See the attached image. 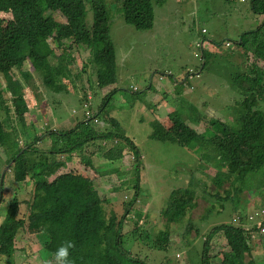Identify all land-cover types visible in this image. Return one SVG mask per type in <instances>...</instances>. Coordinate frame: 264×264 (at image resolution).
<instances>
[{
    "label": "trees",
    "instance_id": "16d2710c",
    "mask_svg": "<svg viewBox=\"0 0 264 264\" xmlns=\"http://www.w3.org/2000/svg\"><path fill=\"white\" fill-rule=\"evenodd\" d=\"M118 1L121 2L120 8L125 20L139 30H147L155 25V5H162L166 0ZM251 3L256 13L264 14V0H252ZM3 12L12 13L20 29L24 55L29 56L36 68L42 72L44 84L47 83L57 92L55 94H59L60 103L62 94L67 92V86L61 80L74 74L69 68L74 57L69 53L65 60H59L56 65L51 64L48 59L53 50L49 43L50 38L62 47L66 45L67 39L72 40V43H85L91 47L93 52L89 65L97 77L96 85L99 89H109L117 82L116 51L110 36L111 14L107 0H0V13ZM89 12L93 13L92 23L87 20ZM57 13L64 16L67 22L57 20ZM241 40V46L249 47L251 43V48L255 49L251 51L252 55L264 61V22L256 30L246 31ZM66 46L71 48L72 44ZM209 56L210 52H206L205 58ZM22 57L15 59L0 50V74L6 78L5 88L0 86V111L5 113L4 121L0 114V145L6 150L5 163H9L23 148L27 151L46 152L48 155L46 161H40V155L36 160L25 154L17 159L14 177L18 183L26 181L29 185L28 190L17 189V192H32L33 200L27 203L26 210L21 208L22 203L13 202L12 198L8 202V212L0 223V253L9 258L16 251L14 245H11L13 236L21 225L29 232L44 233L49 239L45 246L51 253L63 242L74 241L75 248L71 250L70 257L74 264H157L153 257L147 262L148 260H140L130 255L129 249L137 251L133 246L143 248L137 244L140 236L151 242L155 247L154 252L159 255L162 252L170 263L167 252L173 245L171 236L175 231L171 227L179 225L173 222H181L185 234L190 232L195 224L189 219L187 209L195 206L197 197L208 202L209 212L216 207L215 204L210 205L209 199L221 198V188L225 183L234 191L237 187V176L259 173L260 177H264V79L260 77L261 70L256 62L251 63V71L241 70L235 74V84L244 98L234 100V121H223L218 114L198 110L199 104L206 110H210L209 106L221 108L228 104L222 92L202 94V89L207 84L211 85L207 83L203 88L195 86L199 91L197 93H185L182 86H176L180 92L176 90L175 95L183 98V103L178 106H175L174 98L163 104L169 93H165V99L163 96L158 103L152 102L148 98L149 91L144 99H138V103H141L139 107H135L137 102L134 101L129 105H117L114 96L121 88H111L99 106L100 111L95 114L100 122H95L93 117H84L75 125L69 124L66 128H39L37 131L33 124L27 122L28 105L24 98V88L25 84L31 82L32 74L29 69L21 70V60L24 59ZM15 68L21 77H27L26 83L21 82L15 72L12 74ZM220 96L221 101L218 100ZM192 99L197 102L191 103ZM9 100L14 105L15 112H11L12 108L7 102ZM143 104L146 106L145 111L140 108ZM158 105L160 107L156 108ZM169 106H172L171 110L168 109ZM186 107L192 112L183 116L181 113H185ZM150 109L158 117L165 115L170 119V125L166 127L157 119L146 123V114H151ZM186 117H192L193 126L189 125ZM132 119H136L134 133L129 132L131 125L134 126ZM18 125L32 127L37 132L36 136L33 133L18 134L15 131ZM141 126L148 132L143 139L145 146L154 141L172 150L175 148L178 154L187 149L208 162L211 167L202 170L201 164L198 163L193 168V163L190 164L186 177L188 186L173 189L167 205L162 210H156L168 221L169 226L166 222L156 231L137 235L129 232V222L125 220V214L121 218L115 212L108 215L109 205L114 207L117 203L114 200L109 201L111 190L102 192L97 187L96 180L93 182L83 172L63 170L64 174H58V171L65 168L69 160L79 158L82 165L106 176L98 179V182H108L113 175V169L109 166L104 171L107 164L121 161V169L131 174L136 183H141V173H147L150 168H158L153 164V157H145L144 149H140L136 134ZM13 133L19 139L13 137V142L9 144L7 140ZM44 136L51 139V144L40 149L36 143ZM22 137L25 138V146L20 145L19 140ZM93 146L102 150L101 158L97 156L99 151ZM147 148L149 147L145 149ZM127 154L128 160H124ZM62 155L66 156V160L60 158ZM26 158L32 162L29 170L24 166ZM100 159L106 160V164L101 163ZM175 171L180 170L177 168ZM162 174L166 175L164 172ZM115 187L117 184L112 185L113 189ZM1 190H6V187L1 185ZM258 193L264 198V182L252 198L256 200ZM135 201L136 197L125 205L126 213L133 214L136 211V208H132ZM260 204L256 203L257 208L264 211V201L262 206ZM262 213L261 211L253 219L256 220ZM260 224L254 228L248 214L240 216L238 212L230 222L214 226L204 239L199 264H210L208 252L212 247L211 239L219 232L226 238V244L221 250V264H264V256H256L251 237L253 232L259 233L262 230L259 234L264 236V217L260 219ZM137 225L135 222V226ZM128 234L131 238L126 239V247L123 240ZM260 241L264 243L262 239ZM177 253L181 258L182 254L178 251ZM47 257L49 256L45 254L44 258ZM10 260L9 263L12 264L13 258ZM187 262L195 264L193 259ZM179 264L186 262L179 261Z\"/></svg>",
    "mask_w": 264,
    "mask_h": 264
},
{
    "label": "rangeland",
    "instance_id": "374dc122",
    "mask_svg": "<svg viewBox=\"0 0 264 264\" xmlns=\"http://www.w3.org/2000/svg\"><path fill=\"white\" fill-rule=\"evenodd\" d=\"M251 1L166 0L162 5H155L154 27L152 29L139 30L125 20L120 8V1L107 0L111 14L110 36L116 50L117 82L112 84L109 89H99L96 85L97 77L88 63V58L91 56L90 48L85 44L74 45L70 48L66 46L69 41H66V45L60 47L50 38L49 43H51L50 45L56 53L55 55H50L51 62L55 63L59 60H65L66 55L71 51L70 54L74 56L75 60L72 61L70 69H72L74 76H71L73 79H62V82L67 84V92L62 94L61 103L59 102V94L53 92H49V95L42 99L41 94H39L40 88L48 89L43 87L42 80L35 79L37 84L40 85L39 88L25 84L24 97L27 95V89L32 87L29 96L33 103L30 104L32 106L35 105V107L31 108L27 104L26 116L28 124L31 121L35 123L37 131L42 124L50 125L49 129L66 128L69 124L75 125L78 120L85 117V112L89 110L88 107L91 104V111L97 112L99 110L100 104L104 101L106 94L111 88H121L114 96L117 105H122L123 103L129 105L134 101L137 102L135 107H139L141 103H138V99H144L146 93L150 91V97L148 98L152 99V102L156 101L158 103L163 96L165 99L164 93H169L163 104L174 98L175 106H178L183 103V98L175 95L177 94V92L175 93L176 90L178 93L180 92L179 88L176 87L178 84L177 80L179 82L188 80V78L190 79L185 83L183 81L180 83L185 93H197L199 91L195 89L194 85L203 88L205 84L210 83L211 85L207 84L202 89V94L209 95L214 92H222L223 98L228 102L227 105L221 108L209 106L210 110L202 108L199 104L198 110L200 112L203 109V111H209L210 114L220 115L223 121H234L236 115V110L232 107L235 104L234 100L244 98L242 91L235 84V74L241 70L248 69L251 71V63L256 62L261 70L260 77L262 76L264 79V61L252 55L251 51L255 49L254 47L251 48V43L249 47L240 45L242 42L241 38L246 31L256 30L264 22V14L256 13ZM56 19L65 20L60 13L56 14ZM87 20L89 23L92 21V12H89ZM203 28H206V33L202 32ZM202 38L209 42L205 43L206 48L210 47L211 49L210 56L205 58V61L202 59V50L196 45V42L201 41ZM211 41L212 44L210 45ZM0 50L5 51L15 59L23 56V68L27 66L30 70L31 60L29 56L24 55L25 51L22 49L20 29L16 25L12 13H0ZM194 71H196L197 77H188ZM16 75L19 76L18 78L23 83L28 80L25 75L22 77L19 73H16ZM88 85L91 90L85 95L84 91ZM150 85L151 87L149 88ZM0 86L2 88L6 86V81L1 76ZM134 87H137L138 90L134 91ZM156 87L159 90H156ZM7 95L10 96V93L7 92ZM90 95L92 96V103L88 99ZM182 96L186 97V95ZM218 100L221 101V96ZM196 102L197 100L192 99L191 103L195 104ZM159 107L160 105L156 108ZM140 108L141 111H145V104L141 105ZM168 109L171 110L172 107L169 106ZM184 111L185 113H181L183 116L192 112L189 107H186ZM150 112L151 114H146V123L149 120L157 119L159 122L164 123L166 127L170 125L171 121L165 115L158 117L156 113L152 112V109H150ZM160 113L163 114V112ZM186 118L188 122H192V117ZM131 121L134 126L131 125L129 132L134 133L136 119ZM18 129H26V133H33L34 136L37 134L32 127H27L26 125H18L15 131L17 132ZM146 135H148V132L141 126L140 131L136 134L139 139L140 149H144L145 157H153L155 161L153 164L161 172H158L155 168H150L147 173H141V183H136L132 179L131 174L121 169L123 168L121 161L107 164L104 171L109 166L113 169V175H111V180L108 182H98V179L106 176H103L99 171L97 172L82 165L83 163L81 164L79 158L69 160L66 167L58 171V174H64L63 170L77 173L83 172L88 177L96 179V185L102 192L111 190L112 195L109 201L114 200L117 203L114 207L109 205L108 215L115 212L121 218L125 214L127 216L125 220L129 222V232L137 233V235L147 231H156L162 228L166 222L168 223L156 210H162L167 205L173 189L187 185L186 177L190 171L188 166L193 163V168L199 162L197 156L187 149L178 154L175 148L172 150L154 141H150L151 145L145 146L143 139H145ZM17 136V134L13 133V136L7 141H12L13 137ZM20 144L22 145V143ZM50 144L51 139L44 137L39 141L38 147L43 149ZM93 147L99 151L97 156L101 158V154L103 155L102 150L97 146ZM146 147L149 148L145 149ZM26 154L35 160L40 155V161H46L48 155L46 152L36 151H26ZM62 156L60 158L66 160V156ZM128 157L129 155L127 154L124 160H128ZM6 159V152L0 146L1 171L6 168ZM180 159L182 160L181 162ZM100 161L103 164L107 162L104 159H100ZM207 167L206 163L202 165L203 169ZM177 168L180 171H175ZM162 172L166 175L163 176ZM6 178L9 179L8 181H12L20 190H28L29 188L26 181L16 183L17 180H14L12 172H8ZM262 180H264V177H260L259 173L258 175L248 173L245 177L237 176V187L234 188V191L229 188L228 183H225L221 188V198L211 197L209 199L210 205L215 204L216 206L209 212L208 202L203 198L197 197V205L187 214L192 223L194 222L195 224V226L191 227L190 232L185 234V230L181 227V222H173V224L179 225L171 227L175 231L171 236V239L174 240L172 241L173 245L167 252L170 263L162 252H159L160 255L156 254L154 252L155 247L142 236L137 238V244H140L143 248L138 245L133 246L137 250L133 254H138L136 256L145 259V261L148 260L147 262L153 257L157 264H174L175 262L179 264V261L188 264L187 261L191 259L194 260L195 264H199L204 239L214 226L230 222L238 212L241 214L249 212V218L250 221H254V227L259 226L260 219L264 217V211L255 207H258L256 203H261L260 205L262 206L264 198L259 193V197L256 200L252 197L255 195L256 190H260V186L264 182ZM51 184L55 183L51 182ZM115 184H117V187L113 189L112 185ZM136 184L140 188V195L137 197L136 203L132 204L133 210L136 208V211L133 214L126 213L125 205L130 200L129 195L135 193L134 186ZM12 193L11 189L6 188L4 192L5 200L0 203V222L8 212V200ZM12 200L13 202L22 203L21 208L26 210L27 203L33 200V195L32 192L19 191L13 196ZM261 211L263 212L262 215H259L254 220L253 218ZM132 216L133 219L131 220ZM135 222L138 224L137 226H135ZM154 231L153 233H155ZM18 233L17 238L21 243L10 257L13 258L12 264H47V261L52 259L53 253L45 248V244L48 243L49 239L44 233L29 232L24 226ZM129 236L130 234L127 235V238H131ZM261 239L264 241V236L262 237L259 233L252 234V241L256 247H254V251L257 257L264 256V243L260 241ZM225 244L226 238L222 233L212 239V248L209 250V254L212 256L210 257L211 264H221V250ZM177 251L182 254L181 258ZM45 254L49 256L47 259L44 258ZM10 258L0 253V264H10Z\"/></svg>",
    "mask_w": 264,
    "mask_h": 264
},
{
    "label": "clouds",
    "instance_id": "9594fccd",
    "mask_svg": "<svg viewBox=\"0 0 264 264\" xmlns=\"http://www.w3.org/2000/svg\"><path fill=\"white\" fill-rule=\"evenodd\" d=\"M64 17V16H63ZM65 18V17H64ZM92 20H93V13H92ZM60 21V20H59ZM61 22H67L66 21V18H65V20L64 21H61ZM90 23H92V21L90 22ZM202 32L203 33H206L207 31H206V28H203L202 29ZM204 38H202L201 39V41H197L196 42V45H197V47L199 48V49H201L202 50V59H203V61H205L204 59H205V53L206 52H211V49H210V47L209 48H206V45H205V43H207L208 41H206V40H203ZM66 41H69V44L68 45H70V44H72V46H74V45H79V44H85V43H76V42H74V43H72V40H70V39H67V40H65V42ZM209 43V42H208ZM212 44V41L210 42V45ZM85 45H87V44H85ZM115 45V44H114ZM71 46V47H72ZM88 46V45H87ZM60 47H62V46H60ZM89 47V46H88ZM90 48V52H91V55H92V49H91V47H89ZM116 51V50H115ZM71 52V51H70ZM69 52V53H70ZM51 54H53V55H55L56 53H55V50L53 49L52 50V53ZM51 54H49V56H48V59H49V61L51 62V60H50V55ZM74 57V56H73ZM90 57L91 56H89V58H88V63L90 62ZM18 58H20V57H18ZM30 58V57H29ZM30 60H31V65H30V72H31V74H32V78H31V82H29V84L28 85H32V86H35V87H40V85L39 84H37V82L35 81V79H40V80H42V84H44V82H43V78H42V72L41 71H39L37 68H36V66H35V64H34V62L32 61V59L30 58ZM75 60V58L72 60V61H74ZM21 61H23V63H24V59L23 60H21ZM59 61H56L55 63H52L51 62V64H53V65H56L57 63H58ZM91 63V62H90ZM72 64V63H71ZM70 64V65H71ZM23 66H24V64H23ZM23 66H22V68H21V70H23V71H25V70H28V67L26 66L25 68H23ZM90 67H91V65H90ZM69 68H70V66H69ZM14 72L15 73H18L19 71L17 70V68H15V70L14 71H12V74L14 75ZM196 71H194V72H192V73H190L189 74V76L188 77H190V76H193L194 78L195 77H197L196 75V73H195ZM195 73V74H194ZM169 75H173V74H169ZM0 76H2L4 79H5V81H6V78H5V76L3 75V74H0ZM20 76H21V74H20ZM73 76H74V74H73ZM19 76H17V78H18ZM161 77H163V76H161ZM160 77V78H161ZM65 78V77H64ZM64 78H62V79H64ZM67 79H73L72 77H70V78H67ZM190 78H188V80H189ZM188 80H182L184 83L186 82V81H188ZM71 81H73V80H71ZM160 81V80H159ZM182 81H179L178 82V80H177V86L178 85H180V83L182 82ZM61 82H62V80H61ZM63 84H65L64 82H62ZM66 86H67V84H65ZM77 86V85H76ZM78 86H79V84H78ZM43 87H46V88H48V89H50V90H46V89H41L40 88V92H39V94H41V97H42V99L44 98V97H47L48 95H49V92H53V93H57V92H55V91H53V89L51 88V86H49L47 83H45L44 84V86ZM151 87V85L149 86V88ZM194 87H195V85H194ZM108 88V87H107ZM106 89V88H105ZM165 89V88H164ZM32 90V87H29L28 89H27V95H26V97H24L25 98V101H26V103L27 104H29L30 105V107L32 108V107H35V105H31L30 103H33L32 101H31V99H30V96H29V93H30V91ZM89 90H91L90 89V86L88 85L87 86V88L85 89V91H84V94L86 93V95H87V92H89ZM135 90H138V88L137 87H134V91ZM156 90H159V88H157L156 87ZM162 91H164V90H162ZM150 92V91H149ZM44 94H45V96H44ZM165 94V93H164ZM107 95V94H106ZM88 99H89V102H91L92 103V96L90 95L89 97H88ZM8 103H9V105H10V107L12 108V110H11V112H15V107H14V105L13 104H11V100H9V101H7ZM34 104H36V103H34ZM36 105H38V104H36ZM91 107H92V104H91V106L90 107H88L89 108V110H87L86 112H85V117L86 118H91V117H93L94 119H95V122H100V119H98L97 118V116H95V114L97 113V112H99L100 111V109L97 111V112H95V111H91ZM172 107V106H171ZM0 114L2 115V120L4 121L5 120V113H4V111H0ZM186 120H187V118H185ZM187 122H188V120H187ZM103 123V122H102ZM171 123V122H170ZM189 123V125L190 126H193V122H188ZM30 124H33L34 125V127H36L37 125L35 124V123H33V122H30ZM43 125V124H42ZM38 125L39 126V128H48L49 129V127H50V125ZM17 129V127L15 128V130ZM17 133L18 134H23V133H26V129H18V131H17ZM45 137V136H44ZM43 137V138H44ZM20 143H22V145L21 146H25V138H20ZM9 142V144L10 143H12V141H8ZM36 145L38 146V142L36 143ZM1 146V145H0ZM50 145H48V147H49ZM2 147V146H1ZM3 148V147H2ZM18 149V148H17ZM43 149H45V148H43ZM3 150L4 151H6L4 148H3ZM26 148H23V149H21V151L20 152H18L17 154H16V156L15 157H13L12 158V160L9 162V163H6V168H5V170H3V171H1L0 170V186L1 185H4L6 188H9V189H11V191L13 192L12 193V195H11V197L9 198V200L11 199V198H13V196L17 193V189H19L17 186H15L14 185V183L12 182V181H8L9 179H7L6 178V174L9 172V173H11L12 172V174H13V176H14V174H15V165H16V162H17V159L19 158V156H21L22 154H25V156H27V157H29V155H27L26 154ZM198 158V157H197ZM198 163L199 164H201V166L204 164V163H206V165H209L208 164V162H204L201 158H198ZM31 161H29L28 160V158H26V164L24 165L25 166V169L26 170H29V167H30V165H31ZM197 165V164H196ZM195 165V166H196ZM210 167L211 166H208L206 169H210ZM202 170H205V169H203L202 168ZM188 175V174H187ZM10 179H11V174H10ZM14 180H16L15 179V177H14ZM95 178L93 179V182H95ZM16 182V181H15ZM16 183H18V182H16ZM186 186H188V183H187V185ZM186 186H183V187H186ZM134 188H135V193L133 194V195H129V197H130V200H129V202H131V200L134 198V197H136V200H137V197L140 195V188H139V186L136 184L135 186H134ZM4 192H5V190L4 191H2L1 189H0V203L3 201V200H5V197H4ZM16 198H18L17 196H15ZM3 199V200H2ZM9 200H8V202H9ZM128 202V203H129ZM127 203V204H128ZM134 203H136V201L134 202ZM133 203V204H134ZM197 205V198H196V204H195V206ZM194 206V207H195ZM194 207H191V208H188L187 209V214L190 212V210L191 209H193ZM255 208H257V207H255ZM257 209H259V208H257ZM260 210H262V209H260ZM260 213V212H259ZM259 213H257V215L259 214ZM246 214H248V216L250 217V213L248 212V213H246ZM245 214V215H246ZM237 215H238V213H237ZM239 215L241 216V213L239 212ZM256 215V216H257ZM3 221V220H2ZM1 221V222H2ZM0 222V223H1ZM251 223H253V226H254V221H250ZM236 224V223H235ZM261 225V224H260ZM23 227H21V225H19L18 226V228H17V230H16V233H15V235L13 236V243H12V245H11V247L14 245V248H15V250L17 249V246L21 243V242H19L18 241V238H17V236L19 235V230L20 229H22ZM25 228V227H24ZM255 228V227H254ZM262 232H263V230H262ZM219 233H221V232H219ZM219 233H217V234H215L214 236H213V238L216 236V235H218ZM259 233H261V231L259 232ZM253 234H258L257 232H253ZM251 237H252V235H251ZM212 238V239H213ZM126 239H127V237H125L124 238V240L123 241H125V243H124V245L127 247V244H126ZM212 239H211V243H212ZM22 244H23V242H22ZM45 248H46V246H45ZM75 248V242L74 241H65V242H63L56 250H55V252L52 254V259L51 260H49V261H47V264H74V260H72L70 257H71V250L72 249H74ZM212 248V247H211ZM21 249V248H20ZM47 249V248H46ZM129 249V248H128ZM211 250V249H210ZM20 251V250H19ZM133 250H131V249H129V253H130V255L132 256V257H134V258H138V259H140L141 260V258H139L138 256H136V255H138V254H133ZM136 252V251H135ZM19 253V252H18ZM208 256H210V254H209V252H208ZM210 257H212V256H210ZM26 260H28L27 258H26ZM211 264V263H210Z\"/></svg>",
    "mask_w": 264,
    "mask_h": 264
}]
</instances>
